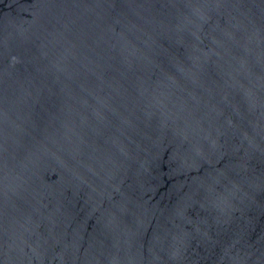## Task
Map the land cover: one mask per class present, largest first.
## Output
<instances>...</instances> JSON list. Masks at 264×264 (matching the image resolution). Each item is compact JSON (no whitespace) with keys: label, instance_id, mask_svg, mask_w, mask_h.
<instances>
[{"label":"water","instance_id":"obj_1","mask_svg":"<svg viewBox=\"0 0 264 264\" xmlns=\"http://www.w3.org/2000/svg\"><path fill=\"white\" fill-rule=\"evenodd\" d=\"M0 264H264V0H0Z\"/></svg>","mask_w":264,"mask_h":264}]
</instances>
